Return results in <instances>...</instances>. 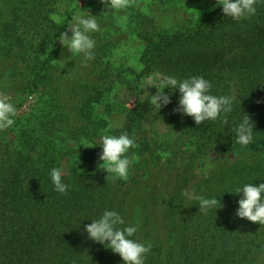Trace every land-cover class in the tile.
Listing matches in <instances>:
<instances>
[{"label":"trees","instance_id":"16d2710c","mask_svg":"<svg viewBox=\"0 0 264 264\" xmlns=\"http://www.w3.org/2000/svg\"><path fill=\"white\" fill-rule=\"evenodd\" d=\"M216 5H199L186 29L140 33L146 41L141 75L204 77L210 94L234 97L228 124L220 119L197 126L174 112L180 93L166 88L169 105L159 111L149 95L130 109L125 126L114 128L95 112L92 95L99 87H77L62 69L67 87L51 84L41 109L16 121L11 137L0 131V264H124L85 230L106 210L121 215L120 227L138 226L133 239L152 244L146 264H264V227L236 215L243 194L231 193L264 182V0L256 15L241 21ZM54 14L51 0H14L0 27L7 71L23 70L17 64L23 63L34 85L50 75L47 43L59 31ZM99 61L104 79L112 71ZM170 112L175 137L169 140L154 119ZM247 114L255 125L253 142L241 146L232 129ZM123 133L135 141L128 155L136 161L126 181L107 180L98 142ZM63 158L69 161L66 195L55 191L50 177ZM185 189L218 198L223 207L199 213L198 200H188Z\"/></svg>","mask_w":264,"mask_h":264},{"label":"rangeland","instance_id":"374dc122","mask_svg":"<svg viewBox=\"0 0 264 264\" xmlns=\"http://www.w3.org/2000/svg\"><path fill=\"white\" fill-rule=\"evenodd\" d=\"M13 3L14 0H0V27L9 19ZM51 3L55 8L53 17L59 28L47 43L51 76L34 85L32 74L23 63H17L23 70L18 69L16 73H10L6 70L7 61L0 57V94L9 97L16 107L18 115L14 118L15 122L41 109L44 99L49 98L48 88H51V84L67 87L65 71H62L65 68L69 73L68 78L75 77L72 83H76L77 87L82 83L99 87L92 95L95 112L114 128H121L129 121L130 109L156 89L149 87V93H146V85L151 82L156 86H163V76L160 73L141 75V54L146 41L141 38L140 33L157 35L165 31L186 29L193 23L199 5L217 4V0H135L134 6L126 12L107 15H101L105 11L101 0H51ZM88 11L97 16L101 31L90 33L96 42L95 59L83 66V57L72 56L68 49L60 44L59 36L67 31L70 37L72 33L68 26L74 23L72 18L76 15H86ZM125 16L127 19H124ZM139 27L141 32L137 30ZM3 45L4 40L0 38V50ZM106 46L102 57H99V53ZM99 60L107 63L112 71V74L104 79H100V75L103 74L102 68L105 64ZM118 70L124 71L120 77L114 74ZM65 93L68 95L70 92ZM107 104L110 105L109 108ZM171 115L172 112L162 113L154 119L157 132L169 140L175 137L173 126L168 121ZM16 127L14 123L4 132L11 137L12 130ZM67 141L73 143L72 140ZM61 169L63 172L69 169V161L66 158L61 160Z\"/></svg>","mask_w":264,"mask_h":264},{"label":"clouds","instance_id":"9594fccd","mask_svg":"<svg viewBox=\"0 0 264 264\" xmlns=\"http://www.w3.org/2000/svg\"><path fill=\"white\" fill-rule=\"evenodd\" d=\"M101 2L105 8L101 15L126 12L135 4V0H101ZM258 2L260 0H217L216 6H222L226 17L241 21L256 15ZM96 17L90 11L83 16H74L72 18L74 23L68 26L72 35L69 37L66 31L59 36L60 44L66 47L72 56L80 55L83 57V66H87L89 61L95 59L96 42L90 33L101 31ZM124 19H127V16ZM162 84L163 86L159 87L149 82L145 88L146 93H149V87L157 89L155 94L150 93L149 103L159 111L172 102L170 95L166 94L164 89L168 88L173 92L178 89L180 93L179 106L174 109V112L192 117L197 126L205 121L220 119H223L225 125L228 124L227 114L233 111L234 97L210 94L212 84L204 77L193 76L189 79L178 80L172 76H165ZM17 115L18 111L14 104L10 102V98L0 94V131H6L12 127L15 123L14 118ZM254 128L255 125L250 116L245 115L243 121L232 129L236 136L234 142L241 146L250 145L253 142ZM98 144L103 148L99 157L103 163L99 167L108 173L106 179L126 181L129 178L130 168L136 161L134 154L131 157L128 155L129 150L136 147L134 139L130 138L127 133H123L118 137L103 135L100 137ZM63 174L62 169L53 168L50 177L55 191L66 195L69 185L64 182ZM231 193L243 194L239 200L236 215L264 227V182L258 185L245 184L242 188L236 187ZM183 194L188 200H198L199 213L205 215L209 211H216L223 207L218 198L207 199L203 196H196L194 192H189L188 189H185ZM124 224L125 221L119 213L106 210L101 218L92 220L91 224L86 225L85 230L91 240L118 254L124 264H146V259L151 253L152 244L149 242L145 245L139 242L138 238L133 239L132 237L138 231V226L120 227Z\"/></svg>","mask_w":264,"mask_h":264}]
</instances>
